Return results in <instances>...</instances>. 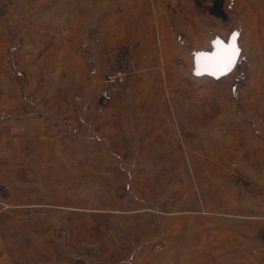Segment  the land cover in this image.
I'll return each instance as SVG.
<instances>
[{
	"label": "rangeland",
	"instance_id": "rangeland-1",
	"mask_svg": "<svg viewBox=\"0 0 264 264\" xmlns=\"http://www.w3.org/2000/svg\"><path fill=\"white\" fill-rule=\"evenodd\" d=\"M214 3L0 0V264L235 263L264 220V0ZM233 30L235 67L192 75Z\"/></svg>",
	"mask_w": 264,
	"mask_h": 264
},
{
	"label": "crops",
	"instance_id": "crops-1",
	"mask_svg": "<svg viewBox=\"0 0 264 264\" xmlns=\"http://www.w3.org/2000/svg\"><path fill=\"white\" fill-rule=\"evenodd\" d=\"M243 219L245 222L239 224V251L234 264H264V220L257 215Z\"/></svg>",
	"mask_w": 264,
	"mask_h": 264
},
{
	"label": "snow or ice",
	"instance_id": "snow-or-ice-1",
	"mask_svg": "<svg viewBox=\"0 0 264 264\" xmlns=\"http://www.w3.org/2000/svg\"><path fill=\"white\" fill-rule=\"evenodd\" d=\"M236 36L233 35L232 43L225 44L223 41L216 40L215 46L216 51L212 54L201 53L197 57V62L207 70L208 68H213L220 75H225L232 70L235 64L236 57L239 54V49L235 44Z\"/></svg>",
	"mask_w": 264,
	"mask_h": 264
},
{
	"label": "water",
	"instance_id": "water-1",
	"mask_svg": "<svg viewBox=\"0 0 264 264\" xmlns=\"http://www.w3.org/2000/svg\"><path fill=\"white\" fill-rule=\"evenodd\" d=\"M233 35L236 36V40H235V44L237 46V48L239 49V54L238 56L236 57V61H235V64L234 66L232 67V69L235 67L237 61H238V58H239V55H240V52H241V49L239 47V44H238V37H239V32L237 30H233L231 31V33L229 34L228 38L226 40L222 39L221 37L219 36H215L212 40H210V45H211V49L210 50H198V51H194L193 52V70H192V75L194 76H210L214 79H218L220 77H223L225 75H220L219 72H216V74L214 75L213 72L215 71V69L213 68H208L207 70H205V68L203 66H201L200 64H198L197 62V57L201 54V53H207V54H212L214 53L217 49H216V46H215V41L216 40H220V41H223L225 44H230L232 43V37Z\"/></svg>",
	"mask_w": 264,
	"mask_h": 264
},
{
	"label": "trees",
	"instance_id": "trees-1",
	"mask_svg": "<svg viewBox=\"0 0 264 264\" xmlns=\"http://www.w3.org/2000/svg\"><path fill=\"white\" fill-rule=\"evenodd\" d=\"M211 13H214L218 16H221L223 17V10H222V7H221V0H215V3L211 9Z\"/></svg>",
	"mask_w": 264,
	"mask_h": 264
},
{
	"label": "built area",
	"instance_id": "built-area-1",
	"mask_svg": "<svg viewBox=\"0 0 264 264\" xmlns=\"http://www.w3.org/2000/svg\"><path fill=\"white\" fill-rule=\"evenodd\" d=\"M103 97L106 99L107 98V93H103Z\"/></svg>",
	"mask_w": 264,
	"mask_h": 264
}]
</instances>
